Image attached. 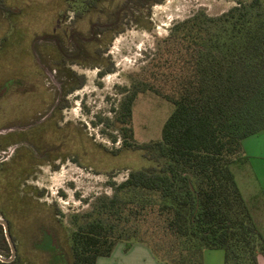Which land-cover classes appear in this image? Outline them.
<instances>
[{
	"label": "trees",
	"instance_id": "1",
	"mask_svg": "<svg viewBox=\"0 0 264 264\" xmlns=\"http://www.w3.org/2000/svg\"><path fill=\"white\" fill-rule=\"evenodd\" d=\"M35 1L0 0V9L8 18L0 29V99L26 83L36 86L32 79L38 78L40 69L34 60V32L58 25L56 14L70 2L54 0L52 8L44 12H49L47 17L40 18V10L32 5ZM162 1L125 3L146 7ZM232 1L218 15L200 9L177 20L147 53L115 117L123 147L140 151L150 164L131 169L120 182L111 180L110 195L98 196L90 210L75 215L69 264H96L118 242H124L125 249L135 242L144 243L166 264H203L205 249H222L224 264H257L258 254L264 256V237L231 168L242 154L243 139L264 129V0ZM37 19L40 27L34 29ZM113 26L103 24L95 31L99 35L87 40L95 65H101ZM100 33L109 36L106 41ZM39 53L59 62L51 66L54 69L67 60L81 63L79 54L70 58L51 45H43ZM112 69V63L101 65L99 75ZM78 78L80 87L84 76ZM29 90L34 89L26 92ZM145 92L165 99L172 109L160 138L136 143L131 127L133 105L138 94ZM26 106L24 101H14L8 110L1 107L0 127L10 115L11 120L30 116L28 112L21 116L19 108ZM30 106L33 112L38 104ZM65 106L62 102L59 108ZM54 117L23 131L0 134V150L18 140L32 146L21 145L0 162V215L8 221L14 243L13 215L31 219L35 212L32 206L24 207L28 203L24 193L30 189L24 183L33 172L30 159L35 150L60 144L75 162L79 157L91 165L100 162L99 145L81 132L63 135L62 128L54 125ZM38 229L42 232L40 247L50 251L54 261L61 258L46 224ZM0 254H10L1 224ZM0 264H19V255Z\"/></svg>",
	"mask_w": 264,
	"mask_h": 264
},
{
	"label": "rangeland",
	"instance_id": "2",
	"mask_svg": "<svg viewBox=\"0 0 264 264\" xmlns=\"http://www.w3.org/2000/svg\"><path fill=\"white\" fill-rule=\"evenodd\" d=\"M125 2L126 0H70L66 9L62 8L56 14L59 24L49 29H37L40 27L38 19L47 17L45 15L49 12H44L52 8L55 1L36 0L32 3L40 10V18L32 25L37 29L32 43L34 60L40 69L38 78L32 80L37 83L36 86L26 83L15 87L7 94L6 99H0V108L8 107L7 110L14 101L26 102L25 108H19L21 116L26 112L31 115L22 120H11L13 115H10L5 118L7 122L0 129L32 123L48 115L42 121L44 122L55 115L54 125L56 123L62 128L63 135L67 132L72 135L81 132L89 142L99 145L97 149L101 151V155L98 160L100 162L91 165L81 157L77 162L73 161L72 153L66 154L59 143L46 144L41 150L34 151L35 154L30 159L33 172L24 183L30 187L24 193L28 201L24 207L27 209L32 206L35 212L31 213L34 214L31 219H26L25 216L12 217L19 264H56L52 253L39 245L42 232L38 228L45 224L62 253V263L71 262L70 235L76 229L75 215L90 210L98 196L110 195L111 180L120 182L131 169L150 164L140 151L126 150L123 147V138L115 117V110L144 64L147 53L153 50L156 39L165 36L177 20L200 9L209 15H218L234 4L232 0H163L161 3L137 7ZM7 19V12L0 9V29ZM105 23L114 24V31H111L112 38L102 55L104 58L101 65L108 66L112 63L113 69L99 75L101 65L93 64L97 60L91 58L87 40L90 36H98L95 31ZM99 37L106 41L109 36L100 33ZM43 45H51L70 58L79 54L81 63L67 60L61 67L51 68L59 62L39 53ZM79 75L84 76V83L77 87ZM71 86L76 88L71 90ZM31 87L34 90L26 92ZM34 102L38 107L31 112L30 105ZM62 102L66 106L59 108ZM171 109L172 105L160 96L151 92L139 93L131 117L133 141L145 143L160 138L162 124ZM17 131L23 130L10 132ZM113 136H116L115 141L112 140ZM12 145L17 146L15 149L21 145L32 147L24 140H18L9 146ZM108 174H112V177ZM237 177L245 191L244 182L239 175ZM49 215L50 219L47 218Z\"/></svg>",
	"mask_w": 264,
	"mask_h": 264
},
{
	"label": "crops",
	"instance_id": "3",
	"mask_svg": "<svg viewBox=\"0 0 264 264\" xmlns=\"http://www.w3.org/2000/svg\"><path fill=\"white\" fill-rule=\"evenodd\" d=\"M243 151L231 165L236 182L245 199L252 217L264 237V129L247 136L242 141ZM237 173V174H236ZM237 175L244 182L240 185ZM96 264H166L157 260L150 248L135 242L125 249L124 242H118L110 255L99 256ZM203 264H224L222 249H205ZM257 264H264V256L258 254Z\"/></svg>",
	"mask_w": 264,
	"mask_h": 264
},
{
	"label": "water",
	"instance_id": "4",
	"mask_svg": "<svg viewBox=\"0 0 264 264\" xmlns=\"http://www.w3.org/2000/svg\"><path fill=\"white\" fill-rule=\"evenodd\" d=\"M47 117H48V115H46L45 117H43L41 119L39 118L35 122L28 123V124H25V125L8 126V127H5V128H1L0 129V134H5V133L13 131V130H24V129H28V128L34 127L37 124H39L40 122H42L43 120H45ZM16 147H17L16 145H12V146H9L6 150H0V155H1L0 161L7 159L12 154V152L14 151V149ZM0 224L3 227L6 240H7L8 244H9V247H10V255L8 257H6V256H3L2 254H0V260L9 262V261L13 260L15 258V256H16V246H15V243H14V241L12 239V236H11V233H10V230H9L8 221L5 218L0 216Z\"/></svg>",
	"mask_w": 264,
	"mask_h": 264
},
{
	"label": "flooded vegetation",
	"instance_id": "5",
	"mask_svg": "<svg viewBox=\"0 0 264 264\" xmlns=\"http://www.w3.org/2000/svg\"><path fill=\"white\" fill-rule=\"evenodd\" d=\"M0 157H1V155H0ZM5 160H6V159H5ZM1 161H4V160H1ZM1 161H0V162H1ZM15 246H16V242H15ZM9 255H10V254H9ZM16 255H17V247H16ZM7 257H8V256H7ZM15 257H16V256H15ZM61 258H62V257H61ZM61 258L58 257V259L55 260L56 264H63ZM14 259H15V258H14ZM14 259H13V260H14ZM13 260H11V261H13ZM0 261H1V260H0ZM5 262H7V261H5Z\"/></svg>",
	"mask_w": 264,
	"mask_h": 264
}]
</instances>
